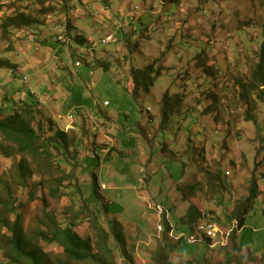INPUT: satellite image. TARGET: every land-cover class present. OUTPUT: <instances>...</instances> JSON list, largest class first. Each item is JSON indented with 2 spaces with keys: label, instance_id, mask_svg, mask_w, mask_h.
<instances>
[{
  "label": "rangeland",
  "instance_id": "1",
  "mask_svg": "<svg viewBox=\"0 0 264 264\" xmlns=\"http://www.w3.org/2000/svg\"><path fill=\"white\" fill-rule=\"evenodd\" d=\"M21 14L32 25L10 26ZM110 34L117 41L104 42ZM59 35L65 37L58 42ZM263 37L264 0H0V114L7 103L12 107L9 98L28 102L46 139L60 130L69 142L84 139L88 154L93 141L102 147L98 223L111 246L118 244L110 224L123 231L116 264H157L162 251L169 264H264V103L258 102L256 120H246L237 82L251 78ZM167 91L172 100L184 94L183 103L162 123ZM53 152L56 161L65 159ZM23 158L19 151L14 158L0 151V197L6 199L5 185L11 183L31 238L45 229V208L30 196L40 176L27 189L19 184ZM71 162L65 171L74 174L73 185L87 196L93 164L87 171ZM220 165L229 171L233 193L220 200L209 186L192 196L180 190L202 178V167L215 171ZM256 174L261 195L241 230L236 209ZM46 195L57 221L76 216L82 206ZM106 201L116 202L111 209L117 218L105 211ZM192 203L203 220L216 223L215 245L198 229L191 234L193 244L186 241L189 234L181 241L177 233L162 232L164 213L179 225ZM87 215L77 216L75 231L96 246L97 231ZM5 234L11 235L0 232V264H10ZM243 243L242 251L235 250ZM41 244L51 258H62L58 245ZM232 254L230 261L235 260L229 262Z\"/></svg>",
  "mask_w": 264,
  "mask_h": 264
},
{
  "label": "trees",
  "instance_id": "2",
  "mask_svg": "<svg viewBox=\"0 0 264 264\" xmlns=\"http://www.w3.org/2000/svg\"><path fill=\"white\" fill-rule=\"evenodd\" d=\"M30 26L33 20L21 14L20 16L10 21V26L13 24ZM83 42V40H82ZM259 62H257L252 76L249 79L240 77L237 79L239 82V96L245 103V117L248 121L255 119V110L258 106V102L264 103V37L260 46ZM3 66V63H0ZM10 64H12L10 62ZM22 89V88H21ZM20 90V89H19ZM184 94L177 95L174 100L170 99L169 91L165 93V99L163 100V106L161 108V122L166 123L170 120L171 114L175 109L182 106ZM12 107L7 103L0 114V134L3 135L5 140L0 139V151H2L7 157L14 158V151H19L24 158L18 165L19 171V184L22 188L27 189L31 186V180L37 176L42 178L37 182L34 180V189L31 191V200L35 201L37 198L41 199L45 212V221H42L44 228H39L32 233L31 238L28 237L25 226V215L21 212L23 204H18V198L16 197L14 186L11 183H6V199L0 197V232L7 231L11 235L5 234L2 236L3 243L5 245L4 255L10 264H116L114 261L115 250L123 245V231L115 224H110L113 231V237L115 243L118 245H109V234L105 229L99 226V210L97 207L102 206L100 199V193H102V184L100 182V176L98 174V168L100 167L101 154L98 152L102 150V147H98L93 141L90 153L87 144L81 139H76L69 142L67 133L58 131L54 137L45 138L41 130H39L37 123V116L35 115L34 105L26 102L27 104L18 102L12 98H9ZM77 105L82 107L83 105L77 102ZM179 105V106H176ZM78 108V111L81 108ZM259 126V124H258ZM258 130V128H257ZM258 130V134H259ZM86 138V136H85ZM95 136L89 137V142L95 140ZM87 139V138H86ZM85 144V145H84ZM72 147L74 152H70ZM53 149H56L57 153L65 156L64 160L56 161ZM69 153L73 154V160L70 159ZM27 156H32L34 161L32 162ZM74 161L76 167L84 169L86 166L89 171V162L93 164L92 171H89L92 182L89 185V196L92 201L89 200V196L83 192H80V185H73L74 174H68L65 171V165ZM103 161V160H102ZM235 164L233 161L231 162ZM258 164H262L257 162ZM229 172V171H228ZM222 168V165L217 170L202 167L201 175L198 180L189 185H180V190L186 188L190 193L186 195L204 192L206 187L209 186L213 191L215 198L222 199L223 196L233 193L232 182L229 180L228 173ZM75 173V172H74ZM227 175V176H226ZM50 177V180H48ZM262 177H264L262 175ZM260 177L256 174L251 181L249 191L250 194L243 200L239 199V206L236 209L238 216V226L242 230L246 226V219L250 212L255 208L256 199L261 195V189L259 185ZM73 185V187H72ZM179 187V185H178ZM195 191V192H194ZM47 194L53 199H61L68 197L72 200L73 206L81 204L79 212L76 216L65 218L66 222L57 221L56 215L49 212L48 204L49 200ZM220 195V196H219ZM85 196V197H84ZM219 196V197H218ZM104 204L106 212L117 216L112 212V207L116 202ZM162 207V206H161ZM219 207H224V203L221 201ZM167 210V209H166ZM120 209L118 210L119 213ZM80 213H87L92 223V227L97 231V242L94 246L90 237H81L76 231L78 227V215ZM15 215L16 219L12 220V216ZM204 214L201 209L192 203L185 212V216L179 220V225H175L171 220L167 219V214L164 213V219L162 225L164 230L162 231L166 237L172 232L183 235H191L198 229L199 224L203 221ZM211 220V219H208ZM213 220V219H212ZM39 223V221H38ZM118 226V225H117ZM184 230L192 232H183ZM238 228L234 230L232 238L237 240ZM205 236V235H204ZM209 244H212V239L206 237ZM247 239L243 235L241 242H245ZM42 242L50 245H58L62 248V258H51L47 253ZM122 244V245H121ZM244 243L237 246L238 249L243 250ZM250 246V245H247ZM113 249V250H112ZM251 250V249H249ZM124 252L126 257L128 253ZM234 254L229 256V262H233L235 259H230ZM240 257H245L241 256ZM249 259H254L251 256ZM264 258V257H263ZM167 256L164 252H160L157 259V264H169L166 260ZM240 262V261H239Z\"/></svg>",
  "mask_w": 264,
  "mask_h": 264
},
{
  "label": "built area",
  "instance_id": "3",
  "mask_svg": "<svg viewBox=\"0 0 264 264\" xmlns=\"http://www.w3.org/2000/svg\"><path fill=\"white\" fill-rule=\"evenodd\" d=\"M59 39L61 40L62 37H59ZM115 40H116V38L114 37V35H109L106 38V41H115ZM26 79H28V77H26ZM198 230L202 231L206 237L213 239V240L218 238V235H219V229H218L216 223L214 221H211V220H206V221H203L202 223H200ZM172 233H174V232H172ZM179 235L181 237L180 238L181 241L187 236V235H183V234H179ZM228 235H230V231L228 232ZM186 241L189 244H193L196 241V236L190 235V236L186 237Z\"/></svg>",
  "mask_w": 264,
  "mask_h": 264
},
{
  "label": "clouds",
  "instance_id": "4",
  "mask_svg": "<svg viewBox=\"0 0 264 264\" xmlns=\"http://www.w3.org/2000/svg\"><path fill=\"white\" fill-rule=\"evenodd\" d=\"M130 16H131L133 19H136V17H135L133 14H131ZM110 35H113V34H110ZM108 36H109V35H108ZM108 36H107V37H108ZM59 37H65V36H63V35H59V36H58V42L60 41ZM114 37H115V36H114ZM115 38H116V37H115ZM105 41H106V39H105ZM105 41H104V42H105ZM115 41H117V38H116ZM80 63H81V62L79 61L78 64H80ZM26 77H27V76H26ZM26 77H25V79H26ZM203 221H206V220H203ZM203 221H202V222H203ZM211 221H212V220H211ZM202 222H201V223H202ZM212 241H214V240L212 239ZM213 245H215V243H212V246H213Z\"/></svg>",
  "mask_w": 264,
  "mask_h": 264
}]
</instances>
